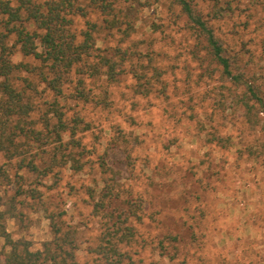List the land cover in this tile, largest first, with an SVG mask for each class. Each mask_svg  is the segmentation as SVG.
<instances>
[{"label":"rangeland","instance_id":"1","mask_svg":"<svg viewBox=\"0 0 264 264\" xmlns=\"http://www.w3.org/2000/svg\"><path fill=\"white\" fill-rule=\"evenodd\" d=\"M106 1L110 14L92 9L87 16L97 24L95 45L106 52L120 47L130 56L114 81L90 74L86 65L71 74L58 101L67 121L81 122L74 133H63L69 142L62 148L23 142L28 158L37 147L42 159L57 158L48 174L19 169L16 159L8 162L0 153V166L12 177L0 185L3 207L13 210L11 237L39 249L53 236L54 222L72 230L76 260L94 264L91 249L105 218L92 205L107 186V211L138 215L130 218L134 235L126 246L133 264H264V112L254 108L249 120L172 0ZM227 1L192 4L264 87V0H233L232 10L218 17ZM84 23L76 14L72 29L79 33ZM16 60L36 63L19 54ZM152 66L161 70L164 91ZM75 78L84 81L90 100L71 94ZM38 89L31 118L46 133L42 114L54 95Z\"/></svg>","mask_w":264,"mask_h":264},{"label":"trees","instance_id":"2","mask_svg":"<svg viewBox=\"0 0 264 264\" xmlns=\"http://www.w3.org/2000/svg\"><path fill=\"white\" fill-rule=\"evenodd\" d=\"M82 1L0 0V153L5 154L8 162L16 159L19 169L25 167L42 176L50 172L53 161L58 164L57 158L53 156L48 161L42 159L43 151H39L38 147L33 157L28 158L25 156L23 142L30 141L38 146L51 142L54 144L53 149H60L69 142L63 141V133L81 120L73 118L71 122L67 121L58 98L63 96L64 85L69 82L71 74L82 72L80 66L86 65L89 66L90 74H104L106 79L114 81L121 71L120 64L130 56L126 49L120 47H113L111 52H106L107 48L101 49L95 45L97 24L87 19V16L92 9L99 10L102 15L110 14L113 10L111 3L106 0H88V3L86 0L85 3ZM172 1L179 7L187 28L201 44L208 61L217 66L220 77L236 90V102L246 111L249 120H252L254 108L264 112L263 82L256 81L245 73L238 52L227 47L209 19L196 10L192 0ZM232 2L233 0H229L225 3L226 6H220L217 16L231 11ZM76 14L85 18L84 28L79 33L72 29V18ZM17 54L21 58L29 57L36 63L16 60ZM89 58H94L95 63L86 64V59ZM151 69L159 90L164 91L160 79L161 70L155 66ZM18 72L24 74L20 81H16ZM133 72L139 86H143L140 81L142 77L135 70ZM83 84L81 78H75L71 94L77 99L88 101L91 95ZM38 86L54 95L48 106V114H42L46 133L31 118L34 109L33 92L39 91ZM74 132L72 129L71 133ZM34 156L41 163L36 162ZM15 177L21 175L16 174ZM11 180L7 169L1 165L0 185L3 181L8 184ZM17 182L20 184L18 179ZM106 188L107 186L92 205V212L105 218L99 241L91 249L97 255L94 264H133L126 246L134 235L130 218L138 215L134 211L130 213L127 209L120 208L107 211L111 190ZM33 190L29 189L30 195H35ZM89 191L93 196V189ZM22 192L17 191V194ZM3 206L0 193V238L3 239L0 264H87L76 260L77 246L72 230L63 231L54 222L51 225L53 236L42 243L39 249H31L21 239H13L7 230V220L12 217L13 210Z\"/></svg>","mask_w":264,"mask_h":264}]
</instances>
